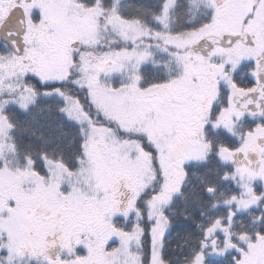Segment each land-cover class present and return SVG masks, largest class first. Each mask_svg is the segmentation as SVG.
<instances>
[{
	"label": "snow or ice",
	"instance_id": "obj_1",
	"mask_svg": "<svg viewBox=\"0 0 264 264\" xmlns=\"http://www.w3.org/2000/svg\"><path fill=\"white\" fill-rule=\"evenodd\" d=\"M0 264H264V0H0Z\"/></svg>",
	"mask_w": 264,
	"mask_h": 264
}]
</instances>
